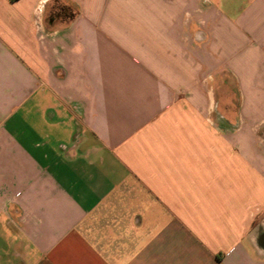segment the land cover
I'll return each mask as SVG.
<instances>
[{
    "label": "crops",
    "instance_id": "obj_1",
    "mask_svg": "<svg viewBox=\"0 0 264 264\" xmlns=\"http://www.w3.org/2000/svg\"><path fill=\"white\" fill-rule=\"evenodd\" d=\"M0 264H264V0H0Z\"/></svg>",
    "mask_w": 264,
    "mask_h": 264
}]
</instances>
